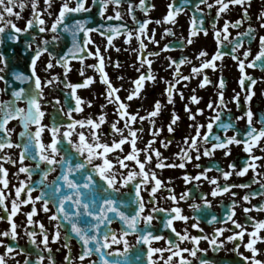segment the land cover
I'll use <instances>...</instances> for the list:
<instances>
[{"label": "flooded vegetation", "instance_id": "flooded-vegetation-1", "mask_svg": "<svg viewBox=\"0 0 264 264\" xmlns=\"http://www.w3.org/2000/svg\"><path fill=\"white\" fill-rule=\"evenodd\" d=\"M69 7L76 6V0H67ZM26 7L20 9L17 5L14 11L20 13V18L17 19L15 15L9 18L16 24L17 27L23 29L26 26L27 20L32 18L33 9L31 7V0H24ZM64 3V0H51V7H46L45 0H38V11L41 13L42 19L45 20L44 27L50 29L51 24L56 19L59 10ZM131 3L138 5L140 0H131ZM174 4V7H181L183 0H145V5L148 7L147 11L136 8L134 13L129 12V3L124 0L119 5L109 3L103 16L99 14L101 5L96 3L93 5V0H85V7L90 8V11L68 14L65 23L71 24L74 20H82L87 18L88 24L86 27L91 29H97L103 25L105 28L109 25L120 28L126 26L132 33L129 39L127 34L121 30L119 35L112 34L113 40L111 46H108L107 34L101 35L99 31H91L88 33L81 32L78 38L83 42L86 38L91 42L85 47L84 60L81 62L78 59H74L71 56L66 58L67 69L57 64L58 57L64 56L67 50L72 47V36L70 33L59 30L56 35L59 37L57 40H53V32L45 31L39 32V26H34L28 32L18 35L16 41H11L8 36L9 32L12 31L7 29L6 32L0 37V53L6 57L7 67L0 63V68H4V71L0 73L5 77V80L12 81L11 87L5 91L6 84L4 80H0V101H8L12 99V89H19L20 87L28 88L29 84H21L19 81H15L12 73L13 71H19L24 74H30L32 65L31 60L35 55V50L38 45H42L44 40L49 41L46 45L48 51L43 52L42 55L37 59L35 65V74L38 75L42 81L43 87V98L40 100L41 110L44 112V116L41 118V125L44 126V130L41 132V142L45 145L51 143L53 137L49 131L54 120L60 127V133H63L66 129V125L71 123L69 118L65 115L68 112L69 107L75 106V101L68 94L72 91L71 88L65 86V72H67L66 80L68 84H80L88 77L92 78V82L87 86H82L76 89V95L81 97L85 102L81 105L82 112H73L72 116L74 119H86L91 117L96 120L98 116L103 112L106 114V121L100 125L97 132L100 133V141L102 143H108L111 145L113 140L119 141L121 136L119 133L111 131L109 125L113 121H119L117 127L124 129L125 121L120 119L117 115V105L110 103L106 99L107 85L101 81L100 73L88 65H95L98 63V59L95 56H88V52L95 53L97 46H99L100 54L104 57V71L111 81V84L116 88L120 89L117 95L120 99L129 105L127 111L132 114H138L137 120L132 127L137 129L136 137V148L139 149L138 159L143 162L145 160V147L149 144V141L153 140L151 132L154 129H162L154 138V143L151 144L149 152L152 155L150 163L145 165V171L155 172L156 178H158L162 185L154 194H151L150 189L154 185V181L150 180L147 185L141 184L140 197L146 204L144 213L142 215H148L153 207H158L166 211H160L153 213V219L150 224L146 225L141 220L138 225L139 231H133L127 227L121 220L115 217V214L110 213L113 217L110 225H101V238L105 232H109V243L110 247L104 249L107 259L110 261L118 262V264H150L148 256L149 247L168 249L173 245L177 244L180 249H192L194 244L190 240L180 241L176 233L181 235L185 234L189 236H200L202 237L198 242L199 249L206 251H198L196 257H192L189 252H182V256L192 262V264H199V258H204L209 261L210 264H249L248 261L243 259V256L252 257L251 251L245 248L250 237L247 233L253 230L252 224L246 220V216H250L255 221L264 220V211L252 210L249 213H245L243 209L245 207H251L254 205H264V197L255 196L250 198V202H245L242 197L252 190H257L260 187L259 183L253 182L254 172L249 168L248 172L239 176L236 172L246 166V161L250 159L249 154L244 151L243 143L237 145L232 144L228 147L231 149L230 155H225L224 149H216L211 155H203L204 147H210L211 145H201L200 147V158L197 161L195 159L196 152L192 151L191 156L193 159L190 162H186L184 168L171 167L167 165L181 163L180 159L176 154L180 153L182 149H186L184 144V138L186 136L191 137L195 135V127H189L190 124H201L207 125L210 119L215 115L213 109L207 107L209 101L215 102L217 100L218 84L219 80L223 78L225 83L224 98L228 102L226 109L221 113V121L232 122L235 127L240 130L238 138L243 137V133L247 130L246 118L237 119L241 117L246 110L249 108V102L244 99L245 91L251 89L254 93L250 101L251 111L253 112V126L256 129L264 127L260 123L261 119H264V70L259 67H249L248 62L256 56L259 51V37L264 36V28L259 26L257 21V15L259 14L264 3L262 0H252L251 8L249 9L251 19L244 18V23L239 28L232 27L229 25L228 28V40H232L237 36V32H244L249 24L256 29L254 39L249 42L245 38L243 47L238 49L237 55L243 59V52L247 48H251V55L245 59L244 74L253 77L256 80L255 84H250L248 81L245 82V88L242 89L239 80L242 75L239 70L238 63L230 55L232 45L227 41L223 40L225 35L222 31L226 21L235 22L240 19L243 15V10L240 5L229 4L227 12L220 14L219 18H216L217 7L209 9L206 4H200L199 0H191L188 5H183L182 11L177 13L173 21H165L164 17L169 11L168 5ZM208 4H214V0H207ZM199 4V8L202 12L195 11V5ZM154 5V7H150ZM51 13V14H49ZM119 13V18H117ZM196 16L197 23L200 18L203 17L202 27L207 30L205 35L203 31L197 28V35L191 36L190 33L193 29V16ZM135 16V21L133 20ZM215 18V19H214ZM145 20L150 21L146 25V33L140 34L139 38L137 30L139 23ZM155 21H160L156 23ZM165 29H171L172 34H164ZM221 30V50L225 53L222 59L216 60L215 69L205 68L202 70L200 75L191 78L188 81L180 80V83L175 84L173 91L174 103H168L167 94L165 89L167 87V81L174 82L179 79L178 76H174L177 71L176 66L169 67V57L173 60H179L182 56L188 58L190 63H185L179 66V72L183 76H190L193 67L199 68L200 64L205 60H211L212 56L217 51V40L214 36V31ZM150 37H154L158 44L151 42ZM188 39L192 40L191 44H188ZM140 40L146 45L143 50V58L145 60H151V71L155 76V81L145 80L138 97H134L128 101L126 97L135 90L134 81L141 75L147 76L148 65L145 63L141 66L137 57L139 54ZM30 45V46H29ZM165 45H169V50H163ZM183 45V47H181ZM107 49V50H106ZM119 49V51H117ZM203 50L207 53L206 56L199 57L198 53ZM51 52L50 57L48 53ZM159 55L153 56L149 53H156ZM51 60L52 67L46 68L47 63ZM119 62V67L114 66ZM133 65H135L133 67ZM139 69V71H137ZM81 70L83 75H81ZM207 75L212 81L211 84L205 85L203 88L199 87L203 76ZM53 76H58L59 80L53 81L51 84H45L46 80H50ZM117 77H122L118 79ZM193 89L195 92H193ZM179 92H183L184 99L182 100ZM235 93L240 95V105L237 106L236 102L233 101ZM195 94L197 97L202 99L199 100L198 104L189 102V97ZM59 101V105H56V101ZM159 100L161 102V110L158 116L149 117V113L153 111L155 102ZM91 102V106H88L87 102ZM20 108L27 109L28 104L26 100H20L17 102ZM185 104L191 108L192 112L195 113L197 108L203 109V114H197L195 121L189 119V113L184 110ZM103 106V107H102ZM59 108L63 109V112L59 111ZM173 109L179 116V120L173 125L174 132L168 131V124L170 123L173 115ZM230 110V111H229ZM139 117H145L143 121ZM154 120V128L152 121ZM221 121H217L213 125L212 132L219 134L222 138L227 135L229 137L236 134L232 129H228L225 133L219 124ZM6 127L11 131V142L13 144L22 143L23 139L19 134L23 131L22 124L19 118L11 119ZM31 131L34 133L37 129L35 124L29 126ZM143 131H140V128ZM80 131H84L86 142L91 143V128L85 126L81 128L76 126L72 132L70 138H61L58 135V149L59 152L55 155V159L59 161L62 156L70 155L72 157V163H85L83 156L76 154V150L69 144V139L72 142L78 141V135ZM201 135L207 131L206 127L201 128ZM3 133L0 132V137ZM123 136L128 137L129 131L124 130ZM171 141V143H168ZM213 143L215 141H212ZM167 144V147L164 146ZM264 138H262L257 145L253 146L251 155L261 157L254 163L257 164L256 172L259 175L256 179L261 183H264ZM153 149L159 150L161 158L159 162L164 163L166 166L163 168L157 167L158 158L155 156ZM131 144L125 143L121 149H114L112 152L106 154V158L112 162V169L115 173V183L113 188L119 189V191H113L109 188L108 191H104V188H108L107 182L103 181L99 174L92 170L93 165H100L103 163V158L97 157L92 160L91 164H86L84 169L79 172L72 173V178L81 185V191L83 192L82 199L88 200L90 196H94L98 201L103 199H115L124 200L125 202L130 201L136 195L135 185L140 183L141 178L137 177L136 180L129 182L127 185H123L122 175L126 176L127 172L136 168L138 165L133 161L124 160L127 167L122 168L120 163L117 161L119 156L123 159L124 156L131 152ZM4 154L11 156L16 161L15 164L8 163L7 161H0V164L7 169V180L9 181L7 188L4 189L6 196L5 204L8 209V214L11 213L12 200L17 199L15 196V189L21 187V182H24V188L21 190V195L18 198L20 201L27 199V187H32L31 196L34 198L41 194V191L47 193L48 208L49 212L42 210L43 201H36L33 205L31 202L18 205L17 214L13 217L10 222L6 218L0 219V232L10 230V224H16V239L13 240L10 237L0 236V254H4L7 259V264H24L26 259L34 260L36 253L43 249L44 260L42 264H66L65 256L68 254V249L64 247L65 240L64 235L66 232L70 233L71 225L68 221L61 219L60 238L54 241L52 239V233L55 231L54 225L57 221H50L49 216L52 215L56 210V203L61 194H67L69 189L63 186V181L60 179L66 165H46L43 162H39L37 154V160L33 161L30 157H26L23 160V166L32 168V175L29 178L27 173H18V169L22 166L19 160L22 149L20 147H5L3 150ZM97 152L102 149H97ZM46 154L51 156L50 150H45ZM36 163L40 164L39 169L36 168ZM199 163L201 167L197 168L195 165ZM234 164L235 168L230 169L229 165ZM47 170L48 174L45 177L43 171ZM225 171H231L232 175L227 179H223L222 173ZM205 172L208 178H217L220 186L224 185H241L250 184L249 187H231L230 191L223 192L216 196L211 195L212 191L216 188L215 185L210 183L209 179L201 178V180H191L189 183H185L183 176L188 173L190 176H196L198 173ZM89 173L92 175L93 180L96 184L90 188H84L83 185L87 180ZM2 179V177H0ZM56 184L62 186L61 193H54V187ZM0 188H3V184L0 183ZM188 191L190 193L189 198L181 200L179 196ZM232 193H236L235 196ZM177 197L176 201L171 199V196ZM154 200L155 203L150 202ZM209 201V204H204L203 200ZM236 201L234 209L233 219L244 225L246 228V234L241 241L239 238L234 241H228L226 238L233 235L234 232L240 231L237 229L231 220L224 222L226 214L233 211L232 202ZM66 210L75 212L76 207L71 201H66ZM193 203L201 205L200 208L193 209L190 207ZM121 210H125L129 215L134 214L135 205H131L125 208L124 205H119ZM35 207L36 213L32 219L33 225L27 224V213ZM93 208L98 210L99 203L93 205ZM174 207L181 208V214L189 217L187 221H181L177 218V214L172 212L171 209ZM212 216L217 217V222L208 223ZM0 217H6L3 208H0ZM84 221H91V217H82ZM169 219H172V225L165 227V224ZM43 224L48 231L49 237V252L44 249V245L41 243L42 235L40 232V224ZM199 224L198 228H194L193 224ZM224 228L226 229L223 233L214 232L215 229ZM144 230L151 232L155 236H160L159 240H151L149 244L143 242L138 243L137 238L139 235L144 234ZM175 230V231H174ZM36 232L35 243H32L27 235V232ZM93 231V230H90ZM127 232L126 235L122 236L123 232ZM115 234L119 243H114L111 240V235ZM259 236L264 237V229L259 231ZM207 237L208 239H204ZM212 239L217 241L219 246L218 250H214L213 245L210 243ZM128 243L127 253L125 254L124 241ZM69 241L71 244V255L74 258L72 264H89V261H96L98 259L96 254L86 257L82 262L79 257L82 252L81 242L73 235H70ZM220 242H223L222 245ZM6 245L13 246V253H6ZM39 245V248H37ZM93 248L95 244L91 245ZM255 247L259 250L256 255V259L264 261V242L258 240ZM238 248V251L236 250ZM23 249V251H21ZM176 248L172 247V252H175ZM241 253L243 256H241ZM171 253L165 250L163 253H153L151 257L152 264H167V259ZM49 257L52 259L50 260ZM171 264H179V257L172 256Z\"/></svg>", "mask_w": 264, "mask_h": 264}, {"label": "snow or ice", "instance_id": "snow-or-ice-1", "mask_svg": "<svg viewBox=\"0 0 264 264\" xmlns=\"http://www.w3.org/2000/svg\"><path fill=\"white\" fill-rule=\"evenodd\" d=\"M114 3L116 5L121 4L124 2V0H93V5L96 3H99L101 5L99 14L103 16L104 10L106 6L109 3ZM129 3V12L134 13L136 8H140L141 10L147 11L148 7L145 5V0H140V3L138 5H134L131 3V0H127ZM191 3V0H183V5H188ZM200 4H206V6L211 9L214 6L217 7V13L216 18H219L220 14L223 12H227L229 9V4L235 6L240 5L243 10V15L240 19H237L235 22L226 21L223 26V33L225 34L223 36V40L227 41L232 45L231 53L230 55L234 60L237 61L239 70L241 71L242 75L239 80V84L242 89L245 88V82L248 81L250 84H255L256 80L253 77L247 76L244 74V69L246 67L245 65V59L248 58L251 55V48H247L243 52V59L240 58V56L237 55L238 49L243 47V43L245 38L251 42L256 33V29L249 24V27L244 32H237V36L233 38L232 40H228V28L229 25L235 28H239L242 23H244V18H248V20L251 19L249 9L251 8L252 0H214V4H208L207 0H199ZM262 3H264V0H262ZM46 7H51V0H45ZM20 9H23L26 7V4L24 3V0H0V37L6 32L7 29H10L12 31L9 32L8 38L11 41H16L18 39V35L22 32L26 33L30 29H32L34 26H39V32L43 33L45 31H51L53 32V40L59 39V37L56 35V33L62 29V31L66 33H70L72 36V47H70L67 50V53L64 54V56L58 57L57 64H60L64 66L67 69L66 64V58L68 56H71L74 59H78L81 62L84 60L83 53L85 52V47L88 43L91 41L89 39H85L83 42L78 38L79 33L84 32L88 33L91 31H99L101 35L107 34V41L108 46H111V42L113 40V35L116 34L119 35L120 31L123 30L128 38L130 39L132 36V33L128 30L126 26H121L120 28L114 27L112 25H109L105 28V26L101 25L97 29H91L86 27L88 24V19H82V20H74L71 24L65 23L66 17L68 14L72 13H80V12H87L90 11V8H86L85 0H76V6L75 7H69L67 0H64V3L62 4L59 13L54 20V22L51 24L50 29H46L44 27L45 20L40 18L41 13L37 10L38 9V0H31V7L33 9L32 12V18L27 20L25 28L21 29L16 26L15 23L9 18L15 15L17 19L20 18V13L14 11L17 7ZM183 5L181 7H174L173 3H170L168 5L169 11L167 12L166 16L164 17L165 21H173L174 16L182 11ZM150 7H154V5H151ZM195 11L196 12H202V9L199 8V4L195 5ZM51 14V13H49ZM117 18H119V13H117ZM135 16L133 15V20L135 21ZM215 19V18H214ZM257 21L259 22V26L264 28V7L261 8L259 14L257 15ZM150 21L145 20L144 22L139 23L137 35L139 38L140 34L146 33V25ZM156 23H160V21H155ZM193 29L190 33L191 36L197 35V28H199L201 31L204 32V34H207V30L202 27L203 25V17L200 18L199 23H197L196 16L194 13L193 16ZM164 34H172L171 29H165ZM214 36L217 40V51L212 56L211 60H205L203 63L200 64L199 68L193 67L192 72L190 76H183L179 72V66L185 63H190L188 58L181 57L179 60H173L171 57H169V67L175 65L177 71L174 73V76H178L179 79L172 81H167V87L165 89V92L167 94L168 103H174L173 99V91L175 88V84L180 83V80L188 81L191 78L200 75L202 70L205 68H213L215 69V61L222 59L224 56V52L221 50V30L214 31ZM150 40L154 44H158V41L154 39V37H150ZM49 41L44 40L42 45H38L35 50V55L33 56L31 60L32 69L30 74H24L19 71H13L12 76L15 81L21 82V84L28 83L29 87L24 88L20 87L19 89H12L11 96L12 99L8 101H0V132L3 133V136L0 137V161H7L8 163L15 164L16 161L12 159L11 156H8L7 154L3 153V149L7 147H20L22 149L20 153V163L21 167L18 169V173H27L29 178L32 175V168L31 167H25L23 166V160L26 157H30L33 161L37 160V154H39L38 159L39 162H43L46 165H66L65 170L63 171L62 175L60 176V179L63 181V186L67 189L71 190L67 194H61L58 198V202L56 203V210L55 212L49 216L50 221H57V223L54 225L55 231L52 233V239L54 241L59 240L60 238V227L61 225V219L63 221H68L71 225L70 233L66 232L64 235L65 245L64 247L68 249V254L65 256L66 264H72L73 257L71 255V244L69 241L70 235H73L81 242L82 246V252L79 257L80 261L82 262L86 257H89L93 254H96L98 259L96 261H89V264H118V262L110 261L107 259V255L104 251V249L110 247L109 243V232H105L103 237L101 238L100 232H101V225L107 224L110 225L112 223L113 217L110 216V213L115 214V217L121 220L127 227L133 231H139L138 225L140 224L141 220L148 225L153 219V213H157L160 211H166L164 209H160L158 207H153L148 215H142L144 213L146 204L143 201V199L140 197V187L141 184L147 185L150 180H153L155 183L151 187L150 192L154 196V194L157 192V190L161 187L162 182L156 178L155 172H148L145 171V165L147 163H150L152 160V155L149 152L150 146L152 143H154L155 136L162 131V129H154L151 132V135L153 136V140L149 141V144L145 147L143 150L145 152V160L141 162L138 159V153L139 149L136 148V137H137V129L132 127V124L135 123L137 120L138 114H132L127 111V108L129 107L128 104H126L124 101H122L117 95L120 89L116 88L111 84V81L108 79L105 71H104V57L100 54L99 46L96 48V52H88V56H95L98 59V63L95 65H88V67L96 69L100 75H101V81L107 85L106 90V99L110 103H115L117 105V115L120 119H124L125 121V128L121 129L117 127V123L119 121H113L109 127L112 132L119 133L121 136V139L119 141L113 140L111 145L108 143H102L100 141V133L97 132V129L100 128V125L106 121V114L101 113L96 120L92 119L91 117H88L86 119H74L72 116L73 112H82L83 109L81 105L85 103L81 97L76 95V89L80 88L82 86H87L92 82V78L88 77L82 83L80 84H68L66 80L67 72H65V86L72 89V91L68 94L70 97H72L75 101L74 107H69L68 112L65 113V115L69 118L71 123L66 125V129L63 133H60V125L58 123L53 122L51 128L49 129L53 139L50 144L45 145L41 142V132L44 130V126L41 125V118L44 116V112L41 110V104L40 100L43 98V87H42V81L38 75L35 74V65L37 62V59L42 55L43 52H47L48 49L46 45H48ZM188 44L192 43L191 39H188ZM30 46V45H29ZM183 47V45H181ZM146 48V45L143 43V40H140V46H139V54H138V61L141 63V66H143L145 63L148 65L147 69V76L144 74H141L135 81V90L131 92L126 99L128 101L132 100L134 97H138L140 94V90L145 82V80L149 81H155V76L152 74L151 71V60H145L143 58V50ZM107 50V49H106ZM163 50H169V45H165ZM119 51V49H117ZM48 55L51 57L52 53L49 52ZM149 55H159L158 52L156 53H149ZM207 53L203 50H201L198 55L197 59L202 56H206ZM0 63L4 64L5 67H7L6 57L3 56L2 53H0ZM114 66L119 67V62H117ZM135 65H133L134 67ZM249 67H259L261 70H264V36L259 37V51L257 52L256 56L253 57L251 61L248 62ZM52 63L51 60L46 65V68H51ZM4 71V68H0V73ZM139 71V69H137ZM81 75H83V71L81 70ZM118 79H122V77H117ZM0 80H4L6 84L5 91H7L8 87H11L12 81L5 80V77L3 75H0ZM59 80L58 76H53L50 80H46L45 84H51L53 81ZM212 81L209 79L207 75L203 76V79L199 85V87L203 88L205 85L211 84ZM218 87V93H217V100L215 102L209 101L207 107L209 109H213L215 111V115L210 119V121L207 123V125H201V124H190L189 127H195V135L188 137L186 136L184 138V144L187 146L186 149H182L180 153L176 154L177 157L180 159L181 163L178 165L172 164L167 165L171 167H180L184 168L186 162H190L193 157L191 156V152L195 151L197 154L195 156V159L198 161L200 158V147L201 145H211L210 147H204L203 155L208 156L211 155L214 150L216 149H224L225 155H230L231 149L228 147L232 144H241L244 145V151L249 154L250 159L247 160L246 166L243 167L241 170L236 172V175L243 176L245 175L249 168H251L254 172L253 176V182L259 183L260 187L257 190H252L249 193L245 194L244 197H242V200L245 202H250L251 197L255 196H262L264 197V183H261L259 180L256 179V176L259 175V173L256 172L257 164L254 163L256 160L261 159V157H257L254 155H251L253 146L257 145L258 142L264 138V127H261L260 129H256L253 126L252 120H253V112L251 111L250 107V101L252 99V95L254 93L251 91V89H248L245 91V97L244 99L249 102V108L246 110V112L241 116L237 117V119H245L246 118V128L247 130L243 133L242 138H238L240 135V130L237 129L232 122H223L221 121V113L226 109L227 107V101L224 98V91L225 83L223 78H221L217 85ZM193 92L195 90L193 89ZM179 95L181 99H184L183 92H179ZM202 99L200 97H197L195 94L189 97V102L193 104H198L199 100ZM233 101L236 102L237 106L240 105V95L239 93H235L233 96ZM20 100H26L28 107L27 109L20 108L17 104ZM88 106H91V102H87ZM56 105H59V101H56ZM103 107V106H102ZM161 102L157 100L154 104V109L152 112H150L148 115L149 117H156L159 115L161 110ZM184 110L189 113V119L192 121H195L197 114H203V109L197 108L196 112L193 113L191 108L188 106V104H185ZM60 112H63L62 108H59ZM230 111V110H229ZM13 118H19L23 131L19 134L23 139L22 143L20 144H13L11 142V131L6 127L8 122ZM141 121L145 119V117H139ZM179 120L178 114H176L175 110L173 109V115L170 123L168 124V131L174 132L173 125ZM221 121L219 124V127L226 133L228 129H232L236 134L229 137L225 135L223 138L219 134H215L212 132L213 125L217 122ZM154 120L152 121V125L154 128ZM260 123L264 125V119L260 120ZM35 124L37 126L36 131L33 133L30 129V125ZM76 126H80L81 128H84L85 126H90L91 128V139L92 142L88 143L86 142V137L84 131H80L77 133L78 135V141L72 142L69 139V144L72 148L76 150V154L83 156L85 159V163H72V157L70 155L62 156L59 161H57L54 157L58 154L59 149L57 147L58 141L57 136L60 135L61 138H70L72 135V132L75 130ZM206 127L207 131L201 135V128ZM127 129L129 131V136L125 137L123 136L124 130ZM140 131H143V128L141 127L139 129ZM212 141H215L214 143ZM125 143L131 144V152L124 156L123 159H121L119 156L116 158L117 161L120 163V166L122 168L127 167V165L124 163V160L133 161L136 165H138V170L136 168H132L127 172L126 176L122 175V181L121 183L123 185H127L129 182L136 180L137 177H140V183L135 185V192L136 195L133 199H131L128 202H125L124 200H115V199H103L102 201H98L97 198L94 196H90L88 200L82 199L83 192L81 191V185L77 183L75 179L72 178V173L79 172L81 169L85 168L86 164H91L92 160L101 157L103 158V163L100 165H93L92 170L97 172L101 179L103 181L107 182L108 188H104V191H108L109 188H112L113 191H119V189L113 188V185L115 183V173L111 171L113 165L110 160L106 158V154L109 152H112L114 149H121L122 145ZM168 143H171V141H168ZM165 147H167V144H164ZM50 150L51 156L49 154H46L45 150ZM97 149H102V151L97 152ZM155 153V156L158 158L157 167L163 168L166 165L162 162H159V159L161 158V153L159 150H152ZM261 151H264V148H261ZM40 164L36 163V168L39 169ZM195 167L199 168L201 165L197 163ZM230 169H234L235 165L230 164ZM48 174L47 170L43 171V175L46 177ZM232 175L231 171H225L222 173L223 179L227 180ZM7 176V169L3 167L2 164H0V183L3 184V188H0V208H3L6 217H0V219L6 218L8 221H12L13 217L17 214L18 211V205L20 203L27 204L31 202L33 205L36 201H43L42 203V210L45 212H49L50 209L48 208V198L47 193L43 190L41 191V194L32 197V187L29 185L26 189L28 197L27 199L20 201L18 198L21 195V190L24 188V182H21V187H17L15 189V196L17 199L12 200V208L11 213L8 214V209L5 204L6 196L4 193V189L7 188L9 181L6 178ZM201 178L209 179L210 183L216 186V188L212 191L211 195L216 196L218 194H222L223 192L230 191L231 187H249L250 184H241V185H224L220 186L218 184V179L208 178L205 172L198 173L196 176H190L188 173H185L183 176V179L185 180V183L191 182V180H201ZM96 184V181L93 180L92 175L89 173L86 182L84 183V188H90L92 185ZM62 186L60 184H56L54 187V193H61ZM190 193L188 191H185L179 196V199L184 200L189 198ZM233 196L236 195V193H232ZM171 199L173 201L177 200V197L175 195L171 196ZM66 201H71L72 204L76 207L75 212H70L66 210ZM150 202L155 203L154 200L150 199ZM99 203L98 210L93 208V205H97ZM204 204H209L210 202L206 199L203 200ZM236 201L232 202V208L233 211L226 214V219L224 222H227L228 220H231L232 223L235 225L237 229H240L238 232H234L233 235L228 236L226 239L228 241H234L238 238L242 241L244 235L246 234V228L244 225L240 224L236 220L233 219L234 216V209L236 206ZM119 205H124L125 208H128L131 205H135L134 214L129 215L127 211L121 210V207ZM191 208L194 210L197 208H200L201 205L193 203L190 205ZM252 210L257 211H264V205H254L251 207H245L243 211L245 213H249ZM172 212L177 214V218L181 221H187L189 217L184 216L181 214L182 210L179 207H174L171 209ZM36 213V208L33 207L30 212H28L27 215V224L33 225L34 221L32 219L33 215ZM87 216L91 217V221H84L82 217ZM246 220L252 224L253 230L249 233H247L250 237L248 243L245 245V248L253 254L252 257L243 256L241 253V256H243V259L245 261H248L249 264H264V261H261L259 259H256V255L258 254V249L255 247V244L259 241L264 242V237L259 236V231L261 229H264V220L255 221L254 218L250 216H246ZM208 223H214L217 222V217L212 216L210 221H207ZM172 225V219H169L167 223L165 224V227H170ZM16 224L11 223L10 224V230H5L3 232H0V236L3 237H10L11 239L15 240L17 233H16ZM40 232L42 235L41 243L44 245V249H47L49 252L51 249L49 248V237H48V231L45 228V226L41 223L39 225ZM194 228H198L199 224H193ZM93 230V231H90ZM226 229L220 228L215 229L214 232L217 233H223ZM175 231V230H174ZM127 232H123L121 238L123 235H126ZM27 235L29 236V239L32 243H35V237L36 232H27ZM178 239L180 241L183 240H190L194 247L192 249H180L177 244L173 243L171 247L168 249H160V248H152L149 247L148 249V256L150 259V264H152L151 257L153 253H163L165 250L169 251L171 255L167 259V264H171L172 256L179 257V264H192V262L182 256V252H189L192 257L197 256L198 251H206L203 249H199L198 242L202 238L200 236H189L187 235V232L185 230V234L181 235L180 233H176ZM204 239H208L207 237H203ZM161 239L160 236H155L151 232L144 230V234H141L137 238L138 243H145L149 244L151 240H159ZM111 240L114 243H119L120 240L117 239L115 234L111 235ZM95 244V247L93 248L91 245ZM2 243V242H0ZM210 243L213 245L214 250H218L219 246L217 245V241L215 239H212ZM221 245L223 242H220ZM125 246V254L127 253L128 249V243L125 240L124 241ZM6 253L12 254L14 249L11 245H6ZM172 247L176 248L175 252H172ZM37 248H39V245H37ZM238 251V248L236 249ZM23 251V249H21ZM43 249H41L39 252L36 253V258L34 260L32 259H26L24 261V264H42L44 260L43 256ZM51 260L52 258L49 257ZM0 264H7V259L4 254H0ZM19 264V262H17ZM54 264V261L52 262ZM199 264H210L209 261L205 260L204 258H199Z\"/></svg>", "mask_w": 264, "mask_h": 264}]
</instances>
